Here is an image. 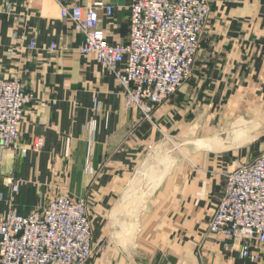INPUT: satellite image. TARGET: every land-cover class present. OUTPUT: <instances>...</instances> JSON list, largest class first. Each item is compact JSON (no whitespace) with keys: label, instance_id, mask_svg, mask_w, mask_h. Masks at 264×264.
Returning <instances> with one entry per match:
<instances>
[{"label":"crops","instance_id":"1","mask_svg":"<svg viewBox=\"0 0 264 264\" xmlns=\"http://www.w3.org/2000/svg\"><path fill=\"white\" fill-rule=\"evenodd\" d=\"M95 3L113 8L111 17L99 10L107 41L126 43L132 0H0L2 74L21 76L35 98L20 144L45 140L40 153H0V218L67 194L88 204L101 250L90 264H264V247L243 259L231 240L208 233L226 175L264 152L245 146L255 133L264 139V0H209L192 76L151 120L80 54L83 36L61 17L63 5Z\"/></svg>","mask_w":264,"mask_h":264},{"label":"built area","instance_id":"2","mask_svg":"<svg viewBox=\"0 0 264 264\" xmlns=\"http://www.w3.org/2000/svg\"><path fill=\"white\" fill-rule=\"evenodd\" d=\"M101 8L112 16L111 6L95 3L63 5L61 17L83 36L80 54L113 75L126 106L151 120L192 76L211 13L209 0H132L129 39L114 45L100 27ZM28 50H37L35 39ZM34 99L21 76L5 77L0 66V153L14 150L26 156L44 148L43 137L20 144L21 125ZM208 233L231 240L243 259H256L252 250L264 247V152L226 175ZM93 237L86 199L60 194L41 211L27 216L11 211L0 218V264H90Z\"/></svg>","mask_w":264,"mask_h":264},{"label":"rangeland","instance_id":"3","mask_svg":"<svg viewBox=\"0 0 264 264\" xmlns=\"http://www.w3.org/2000/svg\"><path fill=\"white\" fill-rule=\"evenodd\" d=\"M224 124H226V125H224L225 127H228V125L229 124H227V123H224ZM234 126V125H233ZM255 128H256V126H255V123H252V131H253V133H255ZM226 129H228V128H226ZM220 131V133L222 132V130H219ZM227 131V130H226ZM236 130H231L230 132H228L229 134H234V132H235ZM225 132V131H224ZM244 134H246V135H248V136H250L251 134L250 133H247L246 132V130L245 129H243V131H242ZM240 133H241V130H240ZM252 138H248V142H247V144L245 145L247 148H249V149H251L250 150V152L255 156V154H254V152H258V149L257 150H255V149H253L255 146H259L260 145V148L259 149H261L260 151H263L264 150V139H261L260 137H259V135H258V137H257V135H256V133L254 134V135H252L251 136ZM232 138V136L229 138V139H231ZM250 139V140H249ZM239 148H242V147H239ZM238 148V149H239ZM175 149H178V150H175V152H177V153H179V151H180V148H178L177 146L175 147ZM241 150V149H240ZM251 153H250V155H251ZM252 155V156H253ZM134 197V196H133ZM135 197L137 198V204H140V205H145V204H142L143 203V198H144V192H138V194H136L135 195ZM140 200V201H139ZM129 206H130V212H132V208H133V204H129ZM127 221V220H126ZM93 225V224H92ZM93 232H94V229H93ZM93 243L95 244V251H94V255H93V257L95 258H100V254H101V250L100 251H98V247H97V245H99V244H96V241H95V239H94V237H93ZM104 244V243H103ZM102 246H104V245H102ZM92 257V258H93Z\"/></svg>","mask_w":264,"mask_h":264},{"label":"bare ground","instance_id":"4","mask_svg":"<svg viewBox=\"0 0 264 264\" xmlns=\"http://www.w3.org/2000/svg\"><path fill=\"white\" fill-rule=\"evenodd\" d=\"M237 133H238V130H236V132L234 134H232V135L228 133V138H227L225 144H227V145H233L234 142L236 141V136L238 135ZM231 136H232V138L229 139Z\"/></svg>","mask_w":264,"mask_h":264}]
</instances>
